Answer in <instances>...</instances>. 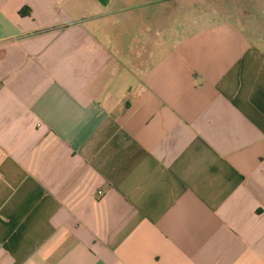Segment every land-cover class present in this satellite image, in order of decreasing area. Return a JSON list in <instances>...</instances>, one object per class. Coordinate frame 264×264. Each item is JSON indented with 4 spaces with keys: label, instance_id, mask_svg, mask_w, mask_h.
<instances>
[{
    "label": "crops",
    "instance_id": "0c3cea01",
    "mask_svg": "<svg viewBox=\"0 0 264 264\" xmlns=\"http://www.w3.org/2000/svg\"><path fill=\"white\" fill-rule=\"evenodd\" d=\"M246 2L0 0V264H264Z\"/></svg>",
    "mask_w": 264,
    "mask_h": 264
},
{
    "label": "built area",
    "instance_id": "2783aa9c",
    "mask_svg": "<svg viewBox=\"0 0 264 264\" xmlns=\"http://www.w3.org/2000/svg\"><path fill=\"white\" fill-rule=\"evenodd\" d=\"M97 195H98L99 197H101V196H103V193H102L101 191H99V192L97 193Z\"/></svg>",
    "mask_w": 264,
    "mask_h": 264
},
{
    "label": "rangeland",
    "instance_id": "374dc122",
    "mask_svg": "<svg viewBox=\"0 0 264 264\" xmlns=\"http://www.w3.org/2000/svg\"><path fill=\"white\" fill-rule=\"evenodd\" d=\"M246 1H247V0H242V2H244V3H247Z\"/></svg>",
    "mask_w": 264,
    "mask_h": 264
}]
</instances>
